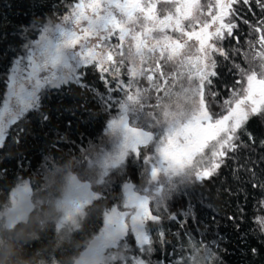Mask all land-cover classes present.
Listing matches in <instances>:
<instances>
[{
	"label": "snow or ice",
	"instance_id": "1",
	"mask_svg": "<svg viewBox=\"0 0 264 264\" xmlns=\"http://www.w3.org/2000/svg\"><path fill=\"white\" fill-rule=\"evenodd\" d=\"M159 2L77 0L60 24H45L39 38L24 45L25 54L15 60L7 76L0 108L2 145L11 125L30 110L40 108L42 89L68 84L89 88L86 77L89 72L96 73L106 95L90 90L105 110L115 107L118 111L107 124L115 148L102 152L106 160L104 174L122 172L129 157L133 163L141 158L143 148L148 185L139 191L130 181L122 185L123 207L131 211L113 206L105 215L102 243L117 249L127 247L121 241L131 230L140 250L149 253V223L157 226L163 242L162 221L178 219L168 211L166 202L174 194L194 198V186L217 175L231 158L229 154L236 152L240 131L250 118L264 119V20L254 28L259 34V47L252 59L259 61V74L255 69L245 71L233 64L239 74L246 76V87L240 92L233 90L230 98L223 100L221 114L210 111L206 101V89L213 100L218 95L211 91L213 78L219 76L216 56L230 59L222 42L226 37L238 39L233 18L242 17L236 6L251 10L250 0H207L206 4L201 0H164L174 4L175 11L163 14L158 13ZM258 6L264 10L259 0ZM141 80L148 87H141ZM153 95L154 104L149 102ZM173 96L184 97L187 108L175 103L173 110L172 103L164 102ZM41 116L48 120L47 115ZM251 135L248 133L249 139ZM153 201L154 207H150ZM192 207L189 202L181 220L192 215ZM191 247L194 256L190 259L194 260L201 249L196 244ZM213 256L205 247L198 264H208ZM117 259L127 264L119 254ZM131 264L146 262L133 257Z\"/></svg>",
	"mask_w": 264,
	"mask_h": 264
},
{
	"label": "trees",
	"instance_id": "2",
	"mask_svg": "<svg viewBox=\"0 0 264 264\" xmlns=\"http://www.w3.org/2000/svg\"><path fill=\"white\" fill-rule=\"evenodd\" d=\"M76 2L0 0V108L11 65L25 51L24 45L37 39L45 24L68 14L69 6ZM262 13L264 20V10ZM255 27L253 23L244 30L238 24L237 42L227 47L230 59L217 60L219 76L213 78L211 89L218 93L215 100L206 89V101L214 114H221L222 102L230 98L233 90L240 92L246 87V76L239 74L233 64L245 71L255 69L259 74V61L252 59L259 47ZM86 83L89 88L68 84L42 89L40 108L30 110L11 125L0 145V251L10 253L11 264H74L102 231L106 213L113 206L123 208L122 185L130 181L141 189L147 179L143 148L141 158L133 163L129 157L122 172L104 174L101 160L102 152L107 153L109 148L107 124L117 109L105 110L90 90L94 88L106 95L96 73L89 72ZM149 102H155L154 95ZM41 113L48 120H43ZM248 133L252 134L251 139ZM237 143L239 147L229 154L231 158L219 173L194 186V198L174 194L166 202L168 211L178 219L162 221L163 242L157 226L149 223L152 251H141L135 234L129 230L121 241L127 247L107 246L101 264H122L116 260L118 254L127 259V264L133 257L146 264H198L205 247L214 254L208 264H264V119L250 118ZM71 175L91 183L97 193L84 205L73 228L58 225L62 216L59 199ZM25 181L31 186L35 206L26 218L6 226L4 212L11 192ZM189 202L192 215L181 220ZM154 204L153 201L150 207ZM162 214L166 217V213ZM192 244L201 249L194 260L190 259L194 256Z\"/></svg>",
	"mask_w": 264,
	"mask_h": 264
},
{
	"label": "rangeland",
	"instance_id": "3",
	"mask_svg": "<svg viewBox=\"0 0 264 264\" xmlns=\"http://www.w3.org/2000/svg\"><path fill=\"white\" fill-rule=\"evenodd\" d=\"M206 3H207V0L206 1L201 0V4H206ZM61 19L62 17L52 22V24H60ZM190 44H194V42H191ZM193 51H194V48H193ZM24 54H25V51L22 54H19L14 59L11 65V68L14 66L15 60L19 56H22ZM25 64H26V61H25ZM127 66H128V63L126 62V67ZM11 68H10L9 74L11 72ZM122 72H124L123 69H122ZM125 76H126V73H125ZM142 81L145 82V84H143ZM140 85L141 87H148L147 82L144 80L140 81ZM6 91L7 89L5 90V93ZM173 91L175 92L176 89H174ZM174 98L175 100L173 101L168 100V101H165V103H172L173 110L175 108V103H179L181 104L182 107L187 108L188 102L184 97L174 96ZM154 103L155 102H153L152 104ZM2 106H3V102H2L1 108ZM147 111H153V109H148ZM155 111H159V110L157 109ZM115 112H116L115 113V116H116L118 114V111L116 110ZM107 148H108L107 153L113 151L115 148L113 135H109V146H107ZM101 163L105 165L106 163L105 156L103 160H101ZM146 186H148L147 179L145 180L142 188ZM135 188L138 191L140 190L136 186ZM95 196H97V193L93 190L91 183H89L88 181H82L79 178H77V176L71 175L67 180V185L64 190V193L59 199V206L61 207V210H62V216L59 219L58 225L62 226L64 224H67L69 227H72V228L76 227L78 218L83 213L84 205L88 203ZM34 206H35V203L32 201V189H31L30 184L27 181L23 183H19L12 190L11 195H10L9 204L7 205L5 209V212H4L5 225L11 226L16 221L26 218V216L28 215V213L32 210ZM120 210L121 211H125V210L131 211L130 209H124V207ZM103 231H104V226H103L102 231L95 238H93V240L89 243L87 248L81 253V255L74 262V264H101V260L103 258V251L107 247V245H104L102 243L101 233Z\"/></svg>",
	"mask_w": 264,
	"mask_h": 264
},
{
	"label": "flooded vegetation",
	"instance_id": "4",
	"mask_svg": "<svg viewBox=\"0 0 264 264\" xmlns=\"http://www.w3.org/2000/svg\"><path fill=\"white\" fill-rule=\"evenodd\" d=\"M259 2L263 3L264 0H259ZM250 4H251V10H249V7H247V6L237 5L236 7L240 10V15H241L242 19L233 18V22L236 25L242 24V26L244 27V30H246V28L248 29L249 27H252L253 23H256V26H259L258 22L263 20V13H262L263 10L258 6V0H250ZM157 10H158V13H161V14H163L164 12H167V11L174 12L175 11V5L172 4L171 2L165 3L164 0H160V2L157 4ZM253 18H255L256 20L253 21ZM245 20L248 21V23H244ZM236 29H237V27L234 29V36L235 37H237V35L235 33ZM113 42H115V41H113ZM232 42H237V39H234L232 37H226L225 40L222 42V45L226 51H227V47L230 46L232 44ZM189 43H191V42H189ZM228 54H229V52H228ZM221 58H223V57L216 56V61L220 60ZM85 83H86V80H85Z\"/></svg>",
	"mask_w": 264,
	"mask_h": 264
},
{
	"label": "clouds",
	"instance_id": "5",
	"mask_svg": "<svg viewBox=\"0 0 264 264\" xmlns=\"http://www.w3.org/2000/svg\"><path fill=\"white\" fill-rule=\"evenodd\" d=\"M0 264H11L10 253L0 251Z\"/></svg>",
	"mask_w": 264,
	"mask_h": 264
}]
</instances>
